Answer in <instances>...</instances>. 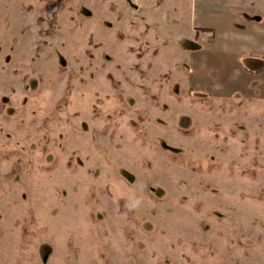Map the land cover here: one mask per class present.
Here are the masks:
<instances>
[{
	"label": "rangeland",
	"instance_id": "1",
	"mask_svg": "<svg viewBox=\"0 0 264 264\" xmlns=\"http://www.w3.org/2000/svg\"><path fill=\"white\" fill-rule=\"evenodd\" d=\"M0 264H264V0H0Z\"/></svg>",
	"mask_w": 264,
	"mask_h": 264
}]
</instances>
